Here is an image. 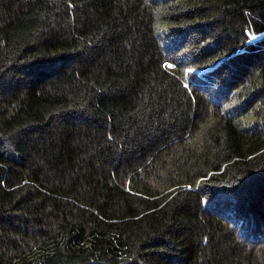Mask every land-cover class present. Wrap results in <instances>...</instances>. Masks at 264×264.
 <instances>
[{"label": "trees", "instance_id": "1", "mask_svg": "<svg viewBox=\"0 0 264 264\" xmlns=\"http://www.w3.org/2000/svg\"><path fill=\"white\" fill-rule=\"evenodd\" d=\"M0 264H264V0H0Z\"/></svg>", "mask_w": 264, "mask_h": 264}]
</instances>
